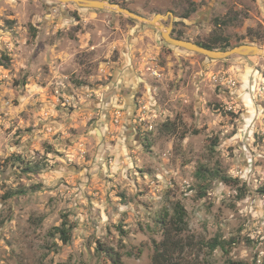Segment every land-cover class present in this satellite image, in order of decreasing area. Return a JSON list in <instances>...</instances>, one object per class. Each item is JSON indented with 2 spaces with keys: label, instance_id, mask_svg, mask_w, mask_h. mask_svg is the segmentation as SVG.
Wrapping results in <instances>:
<instances>
[{
  "label": "rangeland",
  "instance_id": "rangeland-1",
  "mask_svg": "<svg viewBox=\"0 0 264 264\" xmlns=\"http://www.w3.org/2000/svg\"><path fill=\"white\" fill-rule=\"evenodd\" d=\"M103 1L171 12L183 40L264 50L262 0ZM176 202L178 264H264V59L209 60L109 10L0 0V264H152Z\"/></svg>",
  "mask_w": 264,
  "mask_h": 264
},
{
  "label": "trees",
  "instance_id": "trees-1",
  "mask_svg": "<svg viewBox=\"0 0 264 264\" xmlns=\"http://www.w3.org/2000/svg\"><path fill=\"white\" fill-rule=\"evenodd\" d=\"M195 10L196 9H193L192 12H195ZM215 21L217 26H219L218 28H224L231 25L233 20L225 18L223 20L216 19ZM172 35L174 38L182 39L180 34L174 35V33H172ZM194 43L209 50H227L234 47L231 46L229 41L221 34L215 38L207 39L204 42ZM250 43L254 44V41H250ZM238 45L242 44L237 43L236 46ZM165 126L167 127V125ZM17 161L20 163L19 165H23L21 160L17 159ZM44 167L45 166H43L41 163H27L23 165L21 172L27 176L38 175ZM196 176L203 179L204 181L207 180V177L202 170L197 171ZM210 176L212 179H220L223 182H227L229 180V178H227L225 175L220 174L219 171H213V173H210ZM14 194L15 193H9L7 198H11L14 196ZM172 212V218L171 221H169L170 225L168 227L166 226L165 219L161 218L163 220V222L160 221L161 225L163 226L162 241L153 244L152 264H178V262L174 259V255L176 252L182 249V240L179 238V235L186 230L187 214L184 207L179 202L174 203ZM157 222L159 224V221ZM71 231L72 227L68 226L67 221H63L60 226L53 229L54 235H56L64 244H68L70 242ZM175 237H178V239ZM218 247H221V244L217 243V241L210 245L211 250H215ZM112 252L113 251H106V257L112 262V264H121L120 256L118 254H113Z\"/></svg>",
  "mask_w": 264,
  "mask_h": 264
},
{
  "label": "water",
  "instance_id": "water-1",
  "mask_svg": "<svg viewBox=\"0 0 264 264\" xmlns=\"http://www.w3.org/2000/svg\"><path fill=\"white\" fill-rule=\"evenodd\" d=\"M62 4L71 3L81 9H96V10H109L114 13L122 14L132 20H136L141 23H146L151 26H155L161 30V38L169 46L180 48L185 51L196 53L205 57L206 59L213 61L226 60L232 56L240 57H253L260 56L264 59V50L256 45L243 44L233 47L228 50H209L202 46H199L191 41L177 39L172 35L173 29V14L168 12L166 15L157 14L152 19H147L141 15L132 12L129 9L121 7L119 4H113L103 0H51ZM263 11H264V0ZM170 21L168 26H164L162 22Z\"/></svg>",
  "mask_w": 264,
  "mask_h": 264
}]
</instances>
